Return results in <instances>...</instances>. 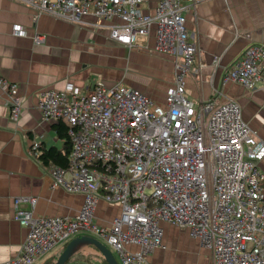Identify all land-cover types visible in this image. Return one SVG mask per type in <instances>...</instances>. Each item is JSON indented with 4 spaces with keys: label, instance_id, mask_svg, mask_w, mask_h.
I'll return each mask as SVG.
<instances>
[{
    "label": "built area",
    "instance_id": "2783aa9c",
    "mask_svg": "<svg viewBox=\"0 0 264 264\" xmlns=\"http://www.w3.org/2000/svg\"><path fill=\"white\" fill-rule=\"evenodd\" d=\"M24 1L39 14L73 23L89 16L111 21L108 37L127 47H143L153 30L154 49L173 57V82L163 104L103 81L91 90L67 84L42 92L37 106L43 121H63L70 142L66 166L47 168L50 187L84 199L73 216L39 217L35 196L15 197L14 216L27 234L19 253L0 264H36L81 235L105 243L119 264H150L148 253L163 246V223L188 229L210 251L211 264H264V139L232 98L197 107L186 95L184 77L197 53L186 13L195 0ZM32 40L37 44L44 36L36 33ZM262 60L264 46L247 45L222 81L255 88L264 82ZM0 88L16 121L18 84L0 75ZM39 146L33 141L29 152ZM101 201L120 207L106 226L95 220Z\"/></svg>",
    "mask_w": 264,
    "mask_h": 264
},
{
    "label": "crops",
    "instance_id": "0c3cea01",
    "mask_svg": "<svg viewBox=\"0 0 264 264\" xmlns=\"http://www.w3.org/2000/svg\"><path fill=\"white\" fill-rule=\"evenodd\" d=\"M110 23L92 16L73 23L39 14L24 0H0V75L18 84L21 101L20 115L14 121L0 88V262L19 253L27 234V228L14 216L15 197L35 196L33 214L39 217L73 216L84 199L82 194L51 188L48 166L38 158L51 147L65 153V140L55 128L58 122L43 121L38 109L44 90H62L73 84L85 91L103 81L124 84L164 103L165 90L173 82V57L154 49L153 30L143 39V47L111 40ZM15 25L25 33H17ZM186 27L197 46L184 77L186 95L197 107L232 98L264 139V82L249 89L222 81L224 70L247 45L264 46V0H195L186 13ZM36 33L44 36L37 44L32 40ZM261 65L264 68V60ZM33 141L40 143L36 153L29 152ZM259 168L264 172V159ZM119 211V205L101 201L95 220L109 225ZM162 226L163 246L148 253L150 264H211L210 251L200 246L188 229L168 223ZM65 246L55 248L36 264H54ZM65 264L107 262L96 247L80 242Z\"/></svg>",
    "mask_w": 264,
    "mask_h": 264
},
{
    "label": "water",
    "instance_id": "95a60500",
    "mask_svg": "<svg viewBox=\"0 0 264 264\" xmlns=\"http://www.w3.org/2000/svg\"><path fill=\"white\" fill-rule=\"evenodd\" d=\"M80 242H87L93 245L94 247H96L103 256V258L105 259V261L107 262V264H119L114 254L105 243H103L102 241L98 240L95 237L88 235H81L71 239L66 244L62 252L59 254L54 264H65V262L72 255L74 249Z\"/></svg>",
    "mask_w": 264,
    "mask_h": 264
},
{
    "label": "trees",
    "instance_id": "16d2710c",
    "mask_svg": "<svg viewBox=\"0 0 264 264\" xmlns=\"http://www.w3.org/2000/svg\"><path fill=\"white\" fill-rule=\"evenodd\" d=\"M56 132L60 138L65 140V153H61L51 147L48 150H43L39 153L38 158L42 161V163L47 166L52 165H61L66 166L68 162V155L70 150V142L67 136V126L63 121H59L56 125Z\"/></svg>",
    "mask_w": 264,
    "mask_h": 264
},
{
    "label": "rangeland",
    "instance_id": "374dc122",
    "mask_svg": "<svg viewBox=\"0 0 264 264\" xmlns=\"http://www.w3.org/2000/svg\"><path fill=\"white\" fill-rule=\"evenodd\" d=\"M62 246H64V245H62ZM62 246H60V247H62ZM112 253H114V255L116 256V258H118L117 254L115 252H112ZM118 261H119V258H118Z\"/></svg>",
    "mask_w": 264,
    "mask_h": 264
}]
</instances>
